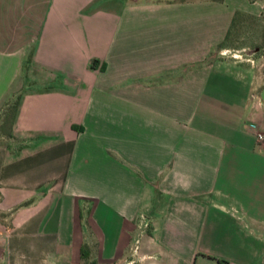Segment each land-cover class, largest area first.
<instances>
[{
	"label": "crops",
	"instance_id": "crops-1",
	"mask_svg": "<svg viewBox=\"0 0 264 264\" xmlns=\"http://www.w3.org/2000/svg\"><path fill=\"white\" fill-rule=\"evenodd\" d=\"M262 10L0 0V264H264V62H206Z\"/></svg>",
	"mask_w": 264,
	"mask_h": 264
},
{
	"label": "rangeland",
	"instance_id": "rangeland-1",
	"mask_svg": "<svg viewBox=\"0 0 264 264\" xmlns=\"http://www.w3.org/2000/svg\"><path fill=\"white\" fill-rule=\"evenodd\" d=\"M164 2L169 0H162ZM249 2L253 0H248ZM240 12V11H237ZM241 14L236 18L235 27L231 29L228 46L223 49H214L210 53V56L206 59V62L223 61L224 63L238 62L242 64H250L255 68L256 61L258 59L260 63L264 62V12L257 15H250L248 13L240 12ZM237 63V64H238ZM258 63V62H257ZM26 66L23 67L25 74ZM264 69V67H263ZM262 70V68H260ZM263 73V72H262ZM15 99H13L14 101ZM12 101V102H13ZM11 104V103H10ZM5 110L0 112V144H3L6 140V126L3 123V114ZM88 264H107L92 259L87 262ZM111 264H126L125 262H115Z\"/></svg>",
	"mask_w": 264,
	"mask_h": 264
},
{
	"label": "trees",
	"instance_id": "trees-1",
	"mask_svg": "<svg viewBox=\"0 0 264 264\" xmlns=\"http://www.w3.org/2000/svg\"><path fill=\"white\" fill-rule=\"evenodd\" d=\"M208 1H212V2H222V0H208ZM241 13L240 12H234L232 18H231V21H230V24H229V27L227 29V32L222 40L221 43H219L217 46H216V49H223L225 47H227L228 45V40H229V36H230V32H231V29H233L235 27V21H236V18L240 15ZM94 60H92L90 62V68H93V64H94ZM17 104H18V98H15V100L10 104L8 105L6 108H7V111L5 110V114H3V123L4 125L6 126V132L5 130L3 131L4 134L2 133V135H5L7 137H9V130L11 128V125H12V121H13V118H14V115H15V111H16V107H17ZM81 255H83V257H87L86 253L84 252V250L82 249L81 250ZM217 264H225V262H222V261H217L216 262Z\"/></svg>",
	"mask_w": 264,
	"mask_h": 264
},
{
	"label": "built area",
	"instance_id": "built-area-1",
	"mask_svg": "<svg viewBox=\"0 0 264 264\" xmlns=\"http://www.w3.org/2000/svg\"><path fill=\"white\" fill-rule=\"evenodd\" d=\"M254 138L256 139V142L260 144H264V133L261 131H257L254 133ZM140 220H142V217L140 216Z\"/></svg>",
	"mask_w": 264,
	"mask_h": 264
}]
</instances>
